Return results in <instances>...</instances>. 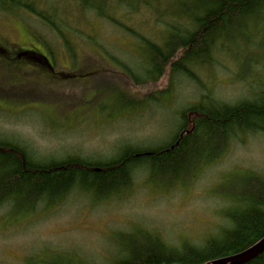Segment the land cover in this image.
Wrapping results in <instances>:
<instances>
[{
	"label": "rangeland",
	"instance_id": "rangeland-1",
	"mask_svg": "<svg viewBox=\"0 0 264 264\" xmlns=\"http://www.w3.org/2000/svg\"><path fill=\"white\" fill-rule=\"evenodd\" d=\"M147 11L128 18L137 27L147 21L150 26L143 29L153 34ZM61 12L68 18L62 27L66 40L33 15L0 12V139L25 147L41 163L76 158L106 164L127 151L168 143L181 125V113L203 89L184 77L171 81L169 70L158 82L132 83L121 66H113L104 51L76 33L71 35L79 47L74 58L69 18L77 12L70 4ZM87 28L99 34L96 42L133 65L131 55H121L122 48H134L125 31L100 20ZM95 51L112 67L83 62L84 56L97 57ZM31 52L48 58L46 64L25 54ZM256 52L260 58L248 76L232 80L239 63L224 56L222 65L198 69L201 82L226 102L249 95L264 72V51ZM133 74L146 76L137 68ZM150 91L159 93L141 103L122 94L146 97ZM250 168L264 174V134L232 144L188 184L180 180L184 170L177 176L178 171L161 172L147 163L133 170L131 184L116 195L110 196L109 188L80 184L60 201L13 210L1 221L0 264H117L133 248L150 247L155 236L177 248L186 237L197 242L217 231L222 213L235 209L221 195L235 198Z\"/></svg>",
	"mask_w": 264,
	"mask_h": 264
},
{
	"label": "trees",
	"instance_id": "trees-1",
	"mask_svg": "<svg viewBox=\"0 0 264 264\" xmlns=\"http://www.w3.org/2000/svg\"><path fill=\"white\" fill-rule=\"evenodd\" d=\"M68 4L77 12L76 17L69 18L70 51L74 58L79 47L71 35L78 34L104 51L113 66H121L132 83L158 82L169 70L171 81L184 77L203 91L181 113V125L168 143L154 149L127 151L106 164H90L76 158L41 163L25 147L0 139V222L13 210H34L36 204L53 198L60 201L80 184L109 188L114 191L110 196L119 194L121 186L131 184L133 170L145 163L161 172L178 171L177 176L184 170L185 177L180 180L188 184L232 144L244 142L250 135L264 134V72L258 73V85L249 95L235 102H226L208 90L198 74L199 68L211 70L222 65L224 56L239 63L232 80L251 74L260 58L256 51H264V0H0V12L33 15L66 40L62 27H67L68 18L61 7ZM146 9L151 15L153 34L143 29L147 21L137 27L128 18ZM92 20H100L132 37L134 48L118 51L133 57V65L146 73L144 79L134 76L136 68L125 56L121 59L95 41L99 34L87 28ZM95 53L97 57L89 58L83 54V62L112 67ZM25 54L42 59L45 64L48 60L33 52ZM122 79L120 85L124 89ZM159 92L164 94L166 90ZM159 92L150 91L146 97L122 94L141 103L156 98ZM125 96L121 99L130 103ZM235 192L233 199L221 195L235 209L222 213L216 233L205 234L197 242L186 237L178 248L155 236L150 247L133 248L117 264H206L253 246L264 238V174L250 168L241 191ZM245 264H264V252Z\"/></svg>",
	"mask_w": 264,
	"mask_h": 264
},
{
	"label": "water",
	"instance_id": "water-1",
	"mask_svg": "<svg viewBox=\"0 0 264 264\" xmlns=\"http://www.w3.org/2000/svg\"><path fill=\"white\" fill-rule=\"evenodd\" d=\"M264 252V238L241 253L212 260L206 264H245Z\"/></svg>",
	"mask_w": 264,
	"mask_h": 264
}]
</instances>
